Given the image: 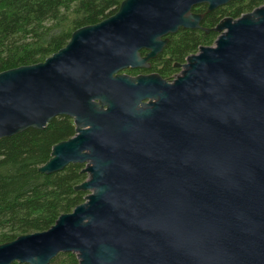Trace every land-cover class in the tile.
Wrapping results in <instances>:
<instances>
[{"label": "water", "instance_id": "1", "mask_svg": "<svg viewBox=\"0 0 264 264\" xmlns=\"http://www.w3.org/2000/svg\"><path fill=\"white\" fill-rule=\"evenodd\" d=\"M230 1L123 0L43 62L0 73V139L68 117L74 136L37 170L87 175L84 202L0 244V264H264V3L201 27ZM179 30L217 37L171 85L118 74Z\"/></svg>", "mask_w": 264, "mask_h": 264}, {"label": "trees", "instance_id": "2", "mask_svg": "<svg viewBox=\"0 0 264 264\" xmlns=\"http://www.w3.org/2000/svg\"><path fill=\"white\" fill-rule=\"evenodd\" d=\"M123 0H0V73L43 62L63 48L71 34L113 15ZM264 0H231L205 15L202 27L213 28L221 19H237L261 6ZM205 6L194 12L204 13ZM216 33L180 30L171 49L180 60L212 46ZM176 55V54H175ZM177 56V55H176ZM74 136L72 120L54 118L38 131L28 129L0 139V244L17 237L47 231L62 214L84 202L87 192L74 187L87 179L83 165L43 175L38 168L49 158L53 145ZM19 264V263H13ZM49 264H78L73 254H58Z\"/></svg>", "mask_w": 264, "mask_h": 264}, {"label": "flooded vegetation", "instance_id": "3", "mask_svg": "<svg viewBox=\"0 0 264 264\" xmlns=\"http://www.w3.org/2000/svg\"><path fill=\"white\" fill-rule=\"evenodd\" d=\"M196 9H194V10H196ZM196 13H198V12H196ZM202 22H203V20H202ZM202 22H201V24H202ZM201 27H202V25H201ZM198 31H200V30H198ZM178 32L176 34L167 35V36L162 38L163 40L167 39V43L165 44V46L163 47V49L160 53H158L153 59H150L146 62V64H147L146 67L127 68V69L119 72L118 74L119 75H126L130 78L151 77L152 76L158 82L164 83L166 85H171L177 79V77L181 75L182 66L185 64V59L188 56H190V55H188L187 57H185L184 60H180V58L178 57V54H179L178 47L175 48L174 50L171 49V44L174 40V37L178 34ZM147 53H148V51L141 50L140 56L145 57L147 55ZM150 102L154 103L155 100L154 99H147V100L143 101V103H145V104H148Z\"/></svg>", "mask_w": 264, "mask_h": 264}]
</instances>
